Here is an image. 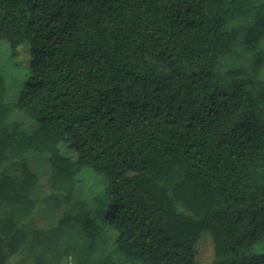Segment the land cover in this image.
I'll use <instances>...</instances> for the list:
<instances>
[{"label": "trees", "instance_id": "trees-1", "mask_svg": "<svg viewBox=\"0 0 264 264\" xmlns=\"http://www.w3.org/2000/svg\"><path fill=\"white\" fill-rule=\"evenodd\" d=\"M5 42L0 264H264V0H0Z\"/></svg>", "mask_w": 264, "mask_h": 264}, {"label": "rangeland", "instance_id": "rangeland-1", "mask_svg": "<svg viewBox=\"0 0 264 264\" xmlns=\"http://www.w3.org/2000/svg\"><path fill=\"white\" fill-rule=\"evenodd\" d=\"M6 43V42H5ZM8 45H3V43H0V71H5V67H9V51H8ZM8 92H11V89H9ZM7 101L12 103L13 99L11 98V94L9 93ZM13 117L19 119L28 121L27 116L18 111L13 112ZM27 160L29 163L30 168L39 176L40 183L42 185V191L43 193H47L49 191V174H50V163L48 159L42 155L35 154V153H29L27 155ZM78 186L77 191L78 195L77 197H83L87 195L88 192L93 191L96 188L97 182L100 180L97 175L91 171V170H84L76 177ZM60 199L62 197L60 196ZM53 201V200H50ZM69 204L62 203L60 207L54 208L53 204L46 203L43 205L36 213V223L40 226H50L54 224L60 215L62 211H64ZM33 259L31 257H17L12 261V264H32ZM203 264H206L205 262Z\"/></svg>", "mask_w": 264, "mask_h": 264}]
</instances>
